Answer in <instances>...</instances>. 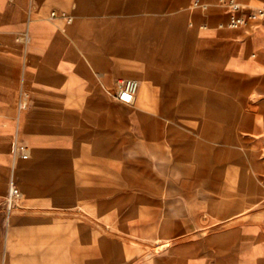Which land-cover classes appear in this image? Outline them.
<instances>
[{"label": "crops", "instance_id": "crops-1", "mask_svg": "<svg viewBox=\"0 0 264 264\" xmlns=\"http://www.w3.org/2000/svg\"><path fill=\"white\" fill-rule=\"evenodd\" d=\"M229 18L220 0H0V264H96V243L103 264H231L264 242V156L238 151L264 148V19ZM229 194L231 227L198 233ZM144 233L178 241L147 257Z\"/></svg>", "mask_w": 264, "mask_h": 264}, {"label": "rangeland", "instance_id": "rangeland-1", "mask_svg": "<svg viewBox=\"0 0 264 264\" xmlns=\"http://www.w3.org/2000/svg\"><path fill=\"white\" fill-rule=\"evenodd\" d=\"M239 156H247V153L250 155V157H254V159L258 160L261 159L264 156V148H257L254 149H248V148H242L238 149ZM232 149L230 148H224V158H227L229 156H232L231 153ZM230 167V164H228ZM175 167H178V165H174ZM257 164L255 163V167L257 168ZM252 167L251 164H245L244 165V172L241 174V171L239 175L247 178H251L253 175V171L250 168ZM254 170V169H253ZM255 174V171H254ZM244 179V182L247 181ZM215 199L223 200L220 201L218 204L217 210H214V205L212 204ZM197 200V199H196ZM244 201V202H243ZM246 206V197H243V200H241L240 196H235L232 194L224 195L222 197H216L212 195H207V202L206 204L201 205V213L205 216H203L204 219V227L198 228L197 231H200L198 233L203 234H211L214 231H220V230H227L231 226L228 222L222 223L220 221L221 217L225 218L229 212H234L233 210H236L237 208L239 210H242ZM196 207H200L198 202L196 201ZM221 210L219 211V209ZM204 209H207L206 214H204ZM231 209V210H230ZM211 225V226H210ZM208 227V228H206ZM195 230V229H192ZM109 231L112 234H130L127 229H120V228H110ZM97 234V233H96ZM150 234L144 233L143 234V255L150 257L151 254H155L157 251H162V249H165L166 247L170 246L172 242L178 241L176 240H168V239H158V240H151L149 238ZM181 240V239H180ZM100 252V253H99ZM101 252H102V245L96 243V264H103V260L101 259ZM100 257V258H99ZM178 264H183L182 262ZM231 264H264V242L260 238V240H256L255 244L252 248L243 246L240 253L238 254V258L232 262Z\"/></svg>", "mask_w": 264, "mask_h": 264}, {"label": "built area", "instance_id": "built-area-1", "mask_svg": "<svg viewBox=\"0 0 264 264\" xmlns=\"http://www.w3.org/2000/svg\"><path fill=\"white\" fill-rule=\"evenodd\" d=\"M220 2L228 7L230 10V18L227 26L230 28H239L243 26L253 27L256 22L264 19V2L252 9L247 13H240L242 9V3L239 0H220ZM55 14V12H53ZM139 82L135 79H120L118 82V91L116 98L125 103H131L134 101L135 94L138 91ZM16 150L22 151V147L16 148ZM26 157V155H23ZM20 188L18 186V179L13 177L10 181L9 192L6 197L7 206L9 209L16 203V200L20 197Z\"/></svg>", "mask_w": 264, "mask_h": 264}]
</instances>
